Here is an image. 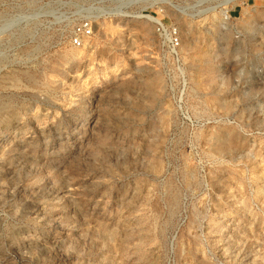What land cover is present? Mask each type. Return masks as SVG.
<instances>
[{"label":"rangeland","instance_id":"rangeland-1","mask_svg":"<svg viewBox=\"0 0 264 264\" xmlns=\"http://www.w3.org/2000/svg\"><path fill=\"white\" fill-rule=\"evenodd\" d=\"M44 1L0 34V264H264V0Z\"/></svg>","mask_w":264,"mask_h":264},{"label":"built area","instance_id":"built-area-1","mask_svg":"<svg viewBox=\"0 0 264 264\" xmlns=\"http://www.w3.org/2000/svg\"><path fill=\"white\" fill-rule=\"evenodd\" d=\"M49 5L44 0H12L10 6L3 9L7 15L0 16V34L7 31L24 33L25 40H31L38 32L36 22L49 13ZM59 23V22H56ZM31 30V31H30ZM93 24L90 19H83L74 23L70 42L75 47H81L93 35ZM160 35L170 41L173 48L179 45V32L176 27H167L159 24L157 28Z\"/></svg>","mask_w":264,"mask_h":264}]
</instances>
